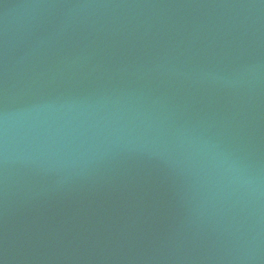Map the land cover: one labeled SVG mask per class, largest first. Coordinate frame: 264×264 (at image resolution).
<instances>
[{
	"label": "water",
	"instance_id": "obj_1",
	"mask_svg": "<svg viewBox=\"0 0 264 264\" xmlns=\"http://www.w3.org/2000/svg\"><path fill=\"white\" fill-rule=\"evenodd\" d=\"M0 264H264V0H0Z\"/></svg>",
	"mask_w": 264,
	"mask_h": 264
}]
</instances>
